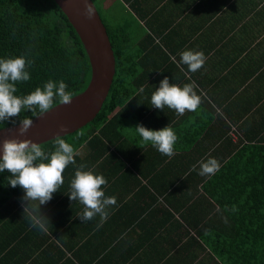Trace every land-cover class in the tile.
I'll return each mask as SVG.
<instances>
[{"label":"crops","instance_id":"0c3cea01","mask_svg":"<svg viewBox=\"0 0 264 264\" xmlns=\"http://www.w3.org/2000/svg\"><path fill=\"white\" fill-rule=\"evenodd\" d=\"M93 1L121 53L130 93L110 115L119 137L104 127L75 150L63 185L40 206L46 230L33 226L38 202L24 210L28 202L16 193L0 203V264H221L209 243L218 218L208 195L213 179L226 167L239 171L236 162L264 158V0ZM187 49L207 58L194 73L180 62ZM165 77L195 83L202 99L195 112L152 107ZM137 125H169L175 154L143 144ZM208 158L220 168L201 176L199 163ZM80 165L103 175L105 196L116 198L106 220L82 222L84 206L68 198Z\"/></svg>","mask_w":264,"mask_h":264},{"label":"trees","instance_id":"16d2710c","mask_svg":"<svg viewBox=\"0 0 264 264\" xmlns=\"http://www.w3.org/2000/svg\"><path fill=\"white\" fill-rule=\"evenodd\" d=\"M93 3L96 12L99 11ZM100 18V16H99ZM114 57V76L100 110L94 119L79 130L63 136L74 151L88 146L94 132L113 126L118 136L117 124L111 113L127 101L129 94L120 63V51L113 36L99 19ZM24 55L32 61L27 69L30 79L16 84L15 95L30 94L37 87L43 88L48 80H63L73 96L82 92L88 84L90 69L84 50L67 24L65 17L51 0H0V58ZM120 76V77H119ZM59 104L54 103V106ZM38 115V109H37ZM36 115V116H37ZM25 117L33 118L30 111L0 123V129L16 125ZM119 137V136H118ZM54 140L39 144L46 153L54 150ZM233 166V164H229ZM228 166V165H227ZM239 171L226 167L225 176L214 178V189L209 196L217 206L218 218L209 225L221 264H264V158L236 162ZM10 173L0 172V203L16 193L20 198L24 190L8 184Z\"/></svg>","mask_w":264,"mask_h":264},{"label":"clouds","instance_id":"9594fccd","mask_svg":"<svg viewBox=\"0 0 264 264\" xmlns=\"http://www.w3.org/2000/svg\"><path fill=\"white\" fill-rule=\"evenodd\" d=\"M84 14L89 19L93 15V9L86 0ZM206 59L202 51L187 49L180 53V62L192 73L198 71ZM31 63L24 55L0 58V122L16 117L25 110L36 116L38 109L39 116H42L56 102L62 105L71 103L73 93L67 90L68 85L63 80H48L43 88L37 87L28 95H15L18 91L16 84L30 79L27 69ZM195 88L194 82L180 86L169 83V79L165 77L152 92L151 105L161 111L167 107L178 115H183L186 111L195 112L202 103ZM19 125V135H24L31 127L32 119L25 117L19 121ZM132 129L143 144H151L162 155L171 157L175 154L174 146L178 137L169 125L160 130H149L142 125ZM53 144L54 150L46 153L41 145L30 140H4L0 155V172L7 170L11 174L8 184L13 188L20 186L24 190L22 201L28 202L24 210L30 202H38L32 207V221L33 226L40 230H46L50 225L48 219L41 214L40 206L49 202L53 194L59 191L64 183L63 172L69 164L75 163V151L71 144L60 136H56ZM199 167V175H214L219 170L220 163L215 158H208L201 161ZM106 184L107 180L103 175L94 174L90 169L85 170L84 165L75 170L68 198L84 206L79 217L82 222L90 221L97 215L106 220L107 209L116 205L115 197L105 196L103 186Z\"/></svg>","mask_w":264,"mask_h":264},{"label":"water","instance_id":"95a60500","mask_svg":"<svg viewBox=\"0 0 264 264\" xmlns=\"http://www.w3.org/2000/svg\"><path fill=\"white\" fill-rule=\"evenodd\" d=\"M65 17L88 60L89 81L85 89L73 96L70 104H57L49 112L32 119L24 135H19V123L0 129V155L4 140H30L42 144L56 136L71 134L91 122L105 100L114 76V57L100 18L91 0V19L84 14L85 0H51ZM63 129V131H61Z\"/></svg>","mask_w":264,"mask_h":264},{"label":"rangeland","instance_id":"374dc122","mask_svg":"<svg viewBox=\"0 0 264 264\" xmlns=\"http://www.w3.org/2000/svg\"><path fill=\"white\" fill-rule=\"evenodd\" d=\"M100 16V15H99ZM101 18V17H100ZM1 123V122H0Z\"/></svg>","mask_w":264,"mask_h":264}]
</instances>
